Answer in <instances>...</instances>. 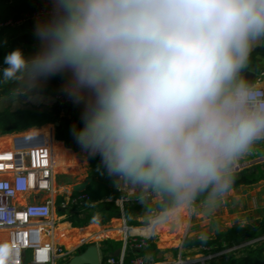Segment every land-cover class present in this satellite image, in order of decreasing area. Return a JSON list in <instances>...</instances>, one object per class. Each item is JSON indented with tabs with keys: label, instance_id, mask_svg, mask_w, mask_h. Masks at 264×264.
I'll use <instances>...</instances> for the list:
<instances>
[{
	"label": "clouds",
	"instance_id": "9594fccd",
	"mask_svg": "<svg viewBox=\"0 0 264 264\" xmlns=\"http://www.w3.org/2000/svg\"><path fill=\"white\" fill-rule=\"evenodd\" d=\"M42 49L4 57L18 90L70 72L84 104L73 134L116 183L152 194L167 222L230 191L237 161L264 139V87L242 73L264 42V0H52ZM98 219V217H96ZM0 244V264H14Z\"/></svg>",
	"mask_w": 264,
	"mask_h": 264
},
{
	"label": "built area",
	"instance_id": "2783aa9c",
	"mask_svg": "<svg viewBox=\"0 0 264 264\" xmlns=\"http://www.w3.org/2000/svg\"><path fill=\"white\" fill-rule=\"evenodd\" d=\"M52 12V0H47L40 8L27 11L20 19L9 20L6 24L19 27L27 20L39 22ZM262 75L264 76V72ZM68 85L65 84L55 96L62 107L74 103L68 94ZM30 132L14 134L20 135L22 139L33 136L29 137L26 144L12 143L11 146L0 149V244L12 247L14 264H24L26 251L32 252L31 264H57L60 261L67 264L80 246L55 240V130L54 127H43L35 134ZM263 141L261 139L256 142ZM134 194V190H122L115 200L122 212L120 218L123 219V225L118 230L123 246L119 256L108 253L104 264H211L222 253L212 252L209 246H200L197 255L183 257L181 254L174 262H150L144 252L148 249V240L156 231L145 233L141 229L147 226L129 225L125 216V206L131 202ZM22 196H32V200L28 203L17 202ZM83 199H89L87 193L74 196L70 193L65 195L59 207L64 214L69 206ZM65 218L64 214L62 219ZM248 243L250 241L242 245Z\"/></svg>",
	"mask_w": 264,
	"mask_h": 264
},
{
	"label": "trees",
	"instance_id": "16d2710c",
	"mask_svg": "<svg viewBox=\"0 0 264 264\" xmlns=\"http://www.w3.org/2000/svg\"><path fill=\"white\" fill-rule=\"evenodd\" d=\"M47 0H0V66L5 67L4 57L15 49H20L26 58L31 59L39 53L43 47L42 42L36 35V28L40 22L27 32L20 30L12 25L6 24L9 20L20 19L25 12L40 8ZM260 69V68H258ZM262 69V68H261ZM71 80L70 72L58 73L56 75L41 78L36 84L24 91L18 90L16 83L0 82V97L7 95L32 93L56 96L60 89L69 84ZM62 113L52 110L40 111L29 108H4L0 110V136L19 134L24 131L40 128L46 124L59 121L55 126V138L65 144V149L69 152L83 150L78 144L73 129L83 127L81 119L82 113L75 110L74 113L66 118H61ZM11 136L2 137L0 140H7ZM5 142V141H4ZM91 181L83 191L74 190L72 195L87 193L89 199H83L64 210L66 215L65 223L72 227H81L91 221L105 224L113 218L121 216V209L115 200L121 191L114 177H110L104 170L100 156H90L87 153ZM264 180V179H263ZM243 183L254 184L256 181L246 178L244 175L234 174V182L231 189ZM64 195L58 197L59 201L64 200ZM205 201L204 197L200 198ZM160 207L158 203L156 205ZM144 208L138 199H132L125 206V216L131 219L140 209ZM98 217V219H96ZM254 240V241H253ZM250 243L242 245L245 242ZM102 245L104 251L114 252L120 247L121 242L104 240ZM242 245V246H239ZM185 247L209 246L215 252H222L216 256L211 264H264V219L257 225L237 224L225 231L218 233L214 238L198 239L186 237ZM235 246L237 248L231 249ZM148 247L154 253L155 244L148 240ZM129 257H127L128 260ZM104 261V260H103ZM101 264H104L103 262Z\"/></svg>",
	"mask_w": 264,
	"mask_h": 264
},
{
	"label": "crops",
	"instance_id": "0c3cea01",
	"mask_svg": "<svg viewBox=\"0 0 264 264\" xmlns=\"http://www.w3.org/2000/svg\"><path fill=\"white\" fill-rule=\"evenodd\" d=\"M51 16L52 14H49L39 22L45 23L49 19H51ZM36 24L37 22L35 21L27 20L17 28L20 30V32H27L31 30ZM250 55H252L253 58L249 59L248 65L244 69V71H254L256 74L254 83H256L257 85H264V76L262 75V72H264V42L258 43ZM3 99L6 100L3 101ZM0 100H2L0 102V110L4 108H29L40 111L52 110L61 112L63 116L61 118H65L66 115H72L75 110L81 113H83L84 111L83 103L77 104L74 102L72 104H69L67 107H61L57 103L54 96L37 93H32L29 95L16 94L1 96ZM43 127L33 128L29 131H31L30 133L35 134ZM7 136L11 137L7 140H4L5 142H0V149L11 146L12 143L26 144L30 139L29 137H33L29 136L27 137V139H22L20 135L12 134L0 136V139ZM65 148V144L62 141L56 140L55 138V142L53 144L55 153L54 175L56 172L55 166L58 163L59 172L64 174V176H67L68 181V183H64L65 185L61 184L60 187H58L59 189L68 188L70 186L74 188L75 186L73 185L82 184L89 178H92L87 152L85 150L69 152ZM251 149L252 151H249L241 158L249 157L251 155V158L253 157L252 159H254V162H256V164L264 161V141L255 142ZM238 163L239 162L237 161L236 166L238 165ZM68 174L73 177L69 176ZM263 185L264 180L260 181L257 184H254L253 190L248 191L247 193L244 190L237 191L236 189H230V191L213 208H209L207 204L204 205V203H206L204 202L201 203L202 206L198 211H190V209L186 210L179 217L168 220L167 222L155 218L151 225H148L141 230L145 233H152L160 229V227H166V235L162 236V238L157 241V245L154 242L156 250L155 253L148 247L146 252H144V255L149 258L150 262H174L178 258H180L181 254L183 257H187L197 255L200 252V249L197 250V248L194 247L195 249L193 248V251L195 252H192L194 254H186V249H189V247L184 246L186 237L198 239L214 238L218 233L225 231L237 224L257 225L264 217V190H262ZM117 186L120 190H134L135 194L133 198L138 199V202L142 204H145L147 202H154L157 199L152 194L143 193L138 188L126 183H117ZM69 194L70 193H67L66 195ZM31 200L32 196H22L16 201L21 203H28ZM57 212V214L55 213L57 219L55 240L59 242H65L68 245L72 246H80V250L78 249L72 256V258L75 255L83 252L87 246L95 244L97 245L99 250L101 264L106 255L108 253H112H106L104 251V246L102 245L104 240L121 242L120 247H118L121 252L123 243L121 241V233L118 228L123 225L122 218H113L105 224H99L95 221H91L87 225L81 227H72L66 224L65 220L62 219V216L64 214L61 211L60 207H58ZM149 221H151V219H149ZM115 231L117 232L116 236L112 234ZM176 240H179L175 248L177 250V257H167V259L163 261L157 260V258H159V254L162 253V250L171 247L169 246V244L174 241L176 242ZM31 259L32 252L26 251L24 256V264H31ZM71 259L67 264H70Z\"/></svg>",
	"mask_w": 264,
	"mask_h": 264
},
{
	"label": "rangeland",
	"instance_id": "374dc122",
	"mask_svg": "<svg viewBox=\"0 0 264 264\" xmlns=\"http://www.w3.org/2000/svg\"><path fill=\"white\" fill-rule=\"evenodd\" d=\"M252 58H253V56L250 55L249 59H252ZM5 100L6 99H3V101H5ZM1 101L2 100H0V102ZM67 116L68 115H66V117ZM61 117H63V116L61 115ZM44 127H47V128L54 127V130H55L54 122L46 124ZM0 142H4V140H1ZM250 151H252V149H250ZM252 158H251V155L249 157L240 158L238 160L239 163L237 165V166H239V168L235 169V174L244 175L246 178H249V179H252V180L256 181V183H254V184H257V183H259L260 181H262L264 179V161H261L260 163L256 164V162H254V159H252ZM243 165H245V166L243 167ZM58 166L59 165L57 163L56 166H55L56 167V170H55L56 172H55V181H54V196H55V201H56V204H55L56 211H55V213L56 214L58 213L57 209H58L59 203H60L58 197L60 195H64L65 196L67 193H72L73 189H74V188H72V186H70L68 188H63V189H59L58 188V187H60L61 184L65 185L64 183H66V182L68 183L67 176H64V174L59 172V167ZM69 176H71V175H69ZM71 177H73V176H71ZM254 184L243 183V184H241L238 187L233 188V189H236L237 191L244 190L247 193L248 191H252L253 190ZM262 190H264V185L262 187ZM204 202L205 201H201L200 199L197 200L195 202V204L190 208V211H194V210L198 211L200 209V207L202 206L201 203H204ZM157 204H158L157 199L154 202H147V203L143 204L144 208L140 209L139 213H136L131 219L126 218L128 224L129 225H134V226H137V225L138 226L151 225L153 223L154 219H155L154 218L155 217V212L160 210V207L156 206ZM204 205H206V203H204ZM149 219H151V221H149ZM263 219H264V217H263ZM263 219H261V221ZM162 225H164V224H162ZM160 226H161V224H160ZM165 229H166V227H160V229L156 230L155 235L151 237V240L153 241V243L155 242V244L157 245V241H159L162 238V236L166 235ZM112 234H114L116 236L117 232L115 231ZM114 235H112V236H114ZM178 241L179 240H176V242L174 241V242L170 243L169 246H171V247L162 250V253L159 254V258H157V260L163 261V260H166L167 257H172V258L173 257L174 258L177 257V250L175 248L177 246ZM193 248L194 247H191V249L187 248L186 249L187 250L186 254L187 255L194 254V253H192V252H195V251H193ZM195 248H197V250H198L201 247L195 246ZM211 251L215 252L214 250H211ZM58 264H63V262L60 261V262H58Z\"/></svg>",
	"mask_w": 264,
	"mask_h": 264
},
{
	"label": "water",
	"instance_id": "95a60500",
	"mask_svg": "<svg viewBox=\"0 0 264 264\" xmlns=\"http://www.w3.org/2000/svg\"><path fill=\"white\" fill-rule=\"evenodd\" d=\"M242 75L249 81L254 82L255 79V72L252 70H246L242 73ZM59 124V121H56L54 123V126H57ZM21 144V143H18ZM245 165H243L244 167ZM239 166H236L235 169H238ZM92 178H89L86 182L79 184V186H75L74 190L77 191H83L85 189V187L87 186V184L91 181ZM73 190V191H74ZM120 252V249L118 248L115 252L114 255L118 256ZM101 259H100V255H99V250L97 245L95 244H91L89 246L86 247V249L75 255L72 259L70 264H100Z\"/></svg>",
	"mask_w": 264,
	"mask_h": 264
},
{
	"label": "bare ground",
	"instance_id": "6f19581e",
	"mask_svg": "<svg viewBox=\"0 0 264 264\" xmlns=\"http://www.w3.org/2000/svg\"><path fill=\"white\" fill-rule=\"evenodd\" d=\"M73 186H79V184H75V185H73Z\"/></svg>",
	"mask_w": 264,
	"mask_h": 264
}]
</instances>
